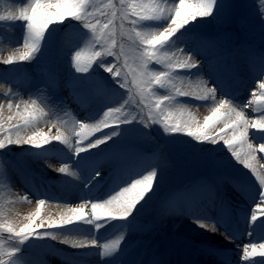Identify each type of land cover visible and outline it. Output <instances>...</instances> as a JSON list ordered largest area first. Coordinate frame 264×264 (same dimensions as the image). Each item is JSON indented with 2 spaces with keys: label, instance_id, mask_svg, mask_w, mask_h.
<instances>
[{
  "label": "rangeland",
  "instance_id": "obj_1",
  "mask_svg": "<svg viewBox=\"0 0 264 264\" xmlns=\"http://www.w3.org/2000/svg\"><path fill=\"white\" fill-rule=\"evenodd\" d=\"M166 1L168 0H158L161 4H164ZM169 1L171 6L173 3H178V0ZM25 2L26 0H0V13H6L11 10L18 14V9ZM94 2L99 5L100 10L109 11L104 7L108 4V0H94ZM112 3L117 8L120 7V0H112ZM100 10H96V16L101 22H105L106 17L100 15ZM50 11L55 12L56 10L52 9ZM183 11L184 14H187V9ZM167 23V18L144 21L138 25V29L143 31L159 30ZM111 27L115 28L117 34L115 51H119L120 46L123 45L127 54V64H125L124 56L116 60L114 57L104 55L94 62L89 71L81 73L77 72L73 66L72 58L75 52L80 50L99 51L101 50V46L96 44L92 33L85 29L81 22L75 19L68 18L62 23L51 25L41 42L40 50L34 57L53 63L52 66L50 64L46 65L50 72L56 71V76H49L46 81L42 79L40 86L44 90H39L32 96H28V98L21 95L18 96L17 94L15 97L11 95L10 88L13 85L12 83H14V78L6 77L8 76L6 67L9 64L3 63L5 59L11 56L14 61L13 63L23 64L25 68L31 64V60L34 57L30 61H18V55L23 51L22 45L27 35L26 24L19 20L15 22L0 21V103L4 104L2 110L4 128L9 129L12 123H19L18 120L13 122L7 121V117L9 115L14 116L16 112L15 107L9 111L7 107L9 100L14 106L20 104V111H23V101L30 102L32 99H35L37 106L44 110V114L40 116L37 127L27 130L28 134H31L33 131H43L50 138L59 133L72 139L75 135L72 129L78 124L77 122H83L77 119L76 115L87 113L91 115V119L86 123L90 125L95 124L103 118V112L111 108L110 105L105 104L106 100L109 101L108 103H111L120 98L122 103L113 107L123 105V111L126 115L121 119L130 122L121 123L118 127L109 129L102 128L101 131L103 132L91 133L89 135L91 139L111 135L113 132L118 134L112 135V138L107 140L106 143L101 144L99 147L91 148L86 152H94L97 149L106 148L117 156L128 149L144 146L151 149V151L152 149H156L154 158L157 157V161L164 163L168 168L167 176L163 177L164 181L155 180L151 191L146 194L142 201L143 206L149 200L153 201V204L154 201H162L163 206L161 209L156 210L153 207L141 210L143 207H140V211L133 212L134 214H131V216L142 215L143 219L130 218L129 222L124 223L126 231L133 235L135 239H140L139 245L148 244V240L152 237L156 236V239L162 237V241L165 244L169 240V242H172L170 245L178 244L182 248H185L190 260L195 264H218L219 260L214 255H216V246L218 247L222 243L224 235L222 225L203 217L205 219H199L206 224H214L218 231L211 232L207 228L199 227L193 228L192 232L184 235L177 229H170L167 224L161 222L162 219H167L169 222L172 219V214L167 212L170 200L180 194L181 184L187 185V181H191L189 183L192 184H198L199 182L212 183L213 188L216 186L218 191H221L223 195L225 194L226 200L233 199V202L238 201L244 205L252 203L254 206L256 203L254 199H245L247 193L244 192V189L242 190L244 182L240 183V179L241 181L256 182V184H258V181L249 169L244 168L243 165L232 157L223 140L218 139L217 144L200 142L186 133L166 131L162 123L152 122L149 119V112L155 113L157 110L155 108L149 109L148 100L142 97L140 90L133 83L132 73L138 71V61L135 59L136 52L133 51L136 46L127 39L126 35L127 30L132 25L129 21L125 20L123 21V28H121V21L117 19ZM68 31H72V33ZM207 35L210 39L213 36L214 38L220 37L227 44L229 43L227 45V48L229 47L228 52L232 51L233 47V54H235L236 59L255 62L254 53L258 49L254 45L255 43L257 45L261 44V42L262 44L264 43V6H262L261 0H217L216 11L212 16L198 18L196 21L190 22L163 46L161 51H166L169 54L175 53L174 59L176 60H183L191 53L196 60L200 61V64L190 71L186 69L171 73L173 83L177 88L190 91L195 95L202 94L204 88L214 86L213 84L204 87L201 85V82H207V77L202 67L201 61L203 59L198 56H201L200 53L209 52L210 49L215 50L214 45L209 44L206 46V42H208L206 39ZM178 49H183V52L178 51ZM101 65H114L120 68L122 73L117 79L119 83H125L124 77L126 74L127 87L121 88L112 75ZM229 65L230 60H226V68L224 69V66H221L220 75L223 78L227 77L229 69L232 68ZM149 69L151 71H164L165 67L163 64L158 65L152 62L149 64ZM261 75L264 78V73ZM198 79L201 82L197 81ZM226 82H230L229 79ZM259 82L260 80L257 83L255 82L256 84L254 83L237 101L222 96L218 92L217 87L214 86L217 90L215 101L211 97L208 100L202 101L189 96H174L173 105H175L174 107L181 105L191 116V121L203 125L205 118L211 115V109L215 106V102L226 98L235 105H244L252 98L253 92H257L258 95ZM64 88H68V92H64ZM154 91L157 95L162 96H172L175 93V89L171 87H157ZM100 94L104 95V97L99 96ZM65 97H71L73 100L71 106H67L66 103L69 111H75V113H71L73 114L72 117H70L71 115L69 117L66 116L65 111L62 110L60 102H62V99L65 100ZM152 99L154 103L155 98L153 97ZM245 109L247 118H256V113L250 114L248 113L250 110ZM172 110L173 108L170 107L167 111L172 114ZM132 116L136 118L133 119ZM160 119L163 118L161 117ZM169 122L172 123L174 120L169 117ZM209 127H212L211 121L209 122ZM220 127L222 125L217 126L215 132L210 134L215 135L219 133ZM49 129H53V133H49ZM75 130L79 131V126ZM231 132V128H226L224 129V133H220V135H225L226 133L227 138L231 136ZM253 133L256 141H251L254 144L264 143V130H253ZM21 134L23 135V131ZM4 135L3 132H0V139H3ZM11 135L15 137V131ZM73 143L74 148L71 154L74 159L78 155H74L76 142ZM54 150L55 145L53 140L39 148L23 144H10L0 149V213H2L0 221L21 225L27 222V217L37 211L36 208L28 212V205L20 209L14 208L10 202L12 200L5 197L7 191L10 192L6 187L9 180L6 174L7 170L10 171V163L11 166L17 168L21 173L23 172L25 175H28L27 177L36 179L34 176L38 174L26 171L25 168L31 167L32 170L34 169L44 176L42 172L45 167L49 169L55 168V161L49 155H46L47 153L54 155ZM257 159L259 160V157ZM260 164L264 165V161H260ZM257 174L264 175V168L258 165ZM237 184L240 185L237 186ZM202 186L204 187V184L200 188ZM240 186L242 187L239 188ZM214 208L216 209L214 214L215 220L222 221L224 216L226 220L228 219V216L224 215V211L228 214L229 206H220L219 202H216L214 203ZM39 209L40 216L37 218L38 220L47 221L48 219H54L53 214L47 212L45 208L39 207ZM250 215L251 213H249V218ZM259 221L264 222V217H260L256 222ZM48 231L56 235L57 238L52 239L51 236H44L43 238L32 237L23 243H19L15 239H9L6 232L0 233V241L3 242L5 249L10 247L19 249L10 264H34L36 261H41L43 264H59V258L57 259L52 253L57 248L55 245L61 243V233L53 228L48 229ZM158 242L161 243L160 240ZM22 250L23 252H21ZM5 259H7V256H5Z\"/></svg>",
  "mask_w": 264,
  "mask_h": 264
},
{
  "label": "snow or ice",
  "instance_id": "obj_2",
  "mask_svg": "<svg viewBox=\"0 0 264 264\" xmlns=\"http://www.w3.org/2000/svg\"><path fill=\"white\" fill-rule=\"evenodd\" d=\"M264 6V0H261ZM18 9V14L13 11L0 13V21H23L26 24L27 35L23 42V51L18 55V61H30L34 55L40 50L41 42L49 27L55 23H62L65 19L72 18L82 23L83 27L92 33L96 44L101 46V50H80L76 51L72 61L77 72L85 73L99 58L104 55L114 57L119 60L121 56L125 57L127 64V54L123 45L119 51H115L117 45V34L114 27V22L119 19L121 28L123 21L130 22L132 27L127 30V39L136 46L133 51L136 52L135 59L138 61V71H134L133 83L140 90L142 97L148 100L149 109L155 108V113L149 112V119L152 122L162 123L166 131L182 132L193 137L200 142H208L217 144L218 139L223 140L227 145L228 151L244 168L249 169L260 186L259 196L255 205L252 208L250 222H256L260 217H264V175L257 174V166L264 168L260 161H264V143H253L249 140V135L253 130H264V78L258 84L257 92L252 93V98L244 105H235L228 99H221L215 102V106L211 109V115L207 116L203 125L192 122H169L171 112L167 111L173 106L174 96H189L199 100H208L209 97L215 101L216 88H204L203 93L195 95L190 91L181 90L173 83L171 73L177 70H191L200 64V61L189 53L183 60L174 59L175 53L169 54L166 51H161L163 46L168 43L177 32L187 26L190 22L196 21L198 18H206L212 16L216 11L217 0H178V3H173L171 7L158 2V0H120V7L117 8L112 0H108V4L104 7L109 11L100 10L99 5L94 0H26ZM55 9V12L50 10ZM92 9V11H90ZM187 9V14L184 11ZM96 10H100V15L105 16V22H101L96 16ZM167 18L168 23L159 30L143 31L138 29L144 21L159 20ZM183 52V49H178ZM13 58L9 56L3 61L4 64H12ZM163 64L164 71H151L149 64ZM105 70L112 75L121 88L127 87V75L125 74V83H119L118 77L121 76L122 70L118 67L101 65ZM157 87H171L175 89L172 96L157 95L154 91ZM154 103H153V99ZM126 103V102H125ZM23 111H20V104L15 106L9 100L7 107L9 111L16 108L15 115L7 117L8 122L18 120L19 123H12L11 128H4L2 118V110L4 104L0 103V132H3L4 138L0 139V149L10 144L30 145L34 147H42L51 142V140L62 141L72 147L71 138L62 134H57L49 137L43 131H33L28 134L29 128H35L39 124V118L44 114V110L37 106V101L32 99L23 101ZM252 108L253 113H256V118L249 119L246 117L245 108ZM123 105L119 107H111L103 112V118L95 124L78 122L79 131H72L77 137L74 155L87 151L91 148L99 147L112 138V135L118 133L113 132L111 135H105L96 139H88L89 135L94 132H103L101 129H109L118 127L121 123L130 122L122 120L125 117ZM163 119H160V118ZM135 119V116H132ZM144 120L143 118H141ZM212 122V127H209V122ZM220 127V132L212 135L217 126ZM147 126V125H146ZM231 128V136L227 137L224 129ZM251 130V132H250ZM15 131V137L11 133ZM23 131V135L21 132ZM87 141L85 144L84 141ZM259 155V160L257 155ZM255 162V163H254ZM65 167L59 168V172L64 173ZM75 175V173H73ZM99 175V173H97ZM156 180V170L152 169L146 174L134 178L126 186L118 192L110 196L105 201H87L81 203L79 207H69L67 212L59 217V220L48 219L38 220L40 209L27 217V222L21 225H14L10 222L0 221V233L6 232L9 239H15L19 243L27 241L29 238L51 236L56 239V235L48 231L51 228H59L75 222H84L95 224L97 228L101 227V220L109 221L115 219H126L135 210L137 204L144 199L149 193ZM45 200L40 199L39 205H44ZM91 215H85V209L89 206ZM2 215V213H0ZM201 228H207L211 232H216L218 229L214 224H206L203 221H196ZM47 225V227H46ZM43 230V231H41ZM226 239L232 240L231 237L225 236ZM123 237L109 243L99 245L102 249L101 257L107 256L115 252ZM62 243H70L69 239H64ZM73 243V247H84L85 243ZM90 246H97L98 242L91 239L87 242ZM241 250L240 259L242 262L250 261L255 258V250L261 249L259 257H264V242H249L243 245H238ZM19 251L18 248L5 249L3 242L0 241V264H10L12 258ZM7 256V259H5Z\"/></svg>",
  "mask_w": 264,
  "mask_h": 264
},
{
  "label": "bare ground",
  "instance_id": "obj_3",
  "mask_svg": "<svg viewBox=\"0 0 264 264\" xmlns=\"http://www.w3.org/2000/svg\"><path fill=\"white\" fill-rule=\"evenodd\" d=\"M163 5L166 7H171L169 0ZM198 57L202 58V56ZM201 62L203 70L211 75H209L211 77L210 83L217 86L219 90L218 92L226 98H231L232 100L237 101L240 97L239 95H241L242 92L238 93L239 95L237 94L231 97L225 92L222 86H219V82L211 74L210 68L206 64L207 62L205 61V63L203 60ZM25 70L26 72L31 73L30 70ZM262 70L264 71V66H262ZM14 74L18 80L21 78V76L17 73ZM197 81L201 82L200 79ZM201 85L204 87L208 86L209 84L205 85L203 82H201ZM64 92H68V88H64ZM16 94L18 96H24L23 90H18V92L11 93L13 97H15ZM33 94L27 95V97L32 96ZM108 102L109 101L106 100L105 104L110 105L111 107L122 103L120 98H117L111 103ZM174 106L175 105L171 106L173 110L170 116L174 122H192L191 116L186 112V110L183 109L181 105L176 107ZM82 115L83 116L80 117L79 120H82L83 123L90 121L91 115ZM75 128H78V124L75 126ZM52 130L53 129H49V133H51ZM255 138L256 137L252 131L249 135V140H254L253 142H255ZM53 141L55 145V156L51 153H47L46 155H49L55 161V168L49 169L45 167L44 171L42 172L44 176L41 175V183L43 184V188L46 190V192L44 191V193H38V191H35V181L23 175V173H21L15 167H12L10 164V171L7 170L6 174L8 175L7 177L9 179L7 181L6 187L8 190H10V192L7 191L5 197H8L12 200L10 201L12 207L20 209L21 207L28 205V212L39 207L45 208L47 212L53 214L54 219L59 220V217L66 213L69 207H79L81 203L87 201H105L110 196L118 192L121 188L130 183L131 180L146 174L152 169L156 170L157 181H164L163 177L167 176V166L164 163L157 161L155 158H150L149 156H151V153L140 156L139 153L141 151L139 150L141 148L138 147L117 156L116 154H113L112 156H105L100 159L96 158L91 161H85L78 164L74 162L73 158L70 159L69 157L74 148L73 142L77 143V137L75 135L71 139L72 147H69L68 144L63 143L62 141ZM259 155L260 154L258 153L257 158ZM61 167L66 168L64 173L59 172V168ZM130 172H132L131 176ZM73 173H75V175H73ZM97 173H99V175H97ZM237 186H239V184H237ZM183 189L184 190L182 191L181 195L183 193L189 192L193 195V197L182 199L180 196H176L174 199H171L167 212L172 214V219L170 222L167 221V219H162L161 222L163 224H167L170 229H177L184 235H187L192 232L193 228L200 227L196 222L197 220H200V216L197 212L193 211L194 204L202 202L203 204L211 205L214 201L213 192L215 189L203 186L200 188L197 186V184L192 183H188ZM255 189L256 190L253 193L254 202H256L259 196V184L255 183ZM64 192L66 195L75 194V197L71 198L70 200H68L66 197H61ZM216 196L217 198L221 197L218 194H216ZM40 199L45 200L44 205H39ZM142 201L137 204L138 206L141 203L139 207L136 206L133 212L137 210L140 211V207H143L141 210L151 207L156 210L161 209L163 206L162 201H154L153 204V201L149 200L145 206H143ZM231 201H233V199ZM235 204L237 216L239 217L238 224L246 222L248 229L251 232L250 235H247L245 238L242 236V231H240V234H236L231 228L222 225L224 235L222 243L218 245L220 247V254L217 256L220 260L219 264H234L232 262L233 259L236 257H239L240 259L241 250L238 245H243L249 242H261V237H259V234L256 232V229L259 226L258 223H252L249 219V213H251L253 208L252 203H249L245 206L241 204V202L236 201ZM85 215H91L90 204L85 209ZM135 217L137 219H143L142 215H130L126 219H115L109 221L101 220L100 223L102 226L99 228H97L95 224H88L84 222H75L73 224L65 225L59 228L54 227L53 229L58 230L61 233V241L64 239H69L71 242H61L60 244L57 243L55 245L57 248L55 251L53 250L52 254L56 256L57 259L59 258V264H148V262L153 264L152 259L154 258V255L152 256V259L149 258V255L153 253V249H155L153 243L149 242L147 245H139L135 242L133 235L128 233L125 229L124 223L129 222L130 218ZM226 235L231 237L232 240L230 241L229 239H226ZM121 236L123 239L118 249L102 258L100 255L102 249L99 247V245L103 243L110 244L112 241ZM91 239H95L98 242L97 246L93 247L87 244V242ZM72 242L85 243L86 246L73 247ZM160 250V248H156L154 254L159 253ZM260 251L261 249L257 248L255 250V258L251 259L250 261L242 262L240 259L241 264H264V262H261V260L264 261V257H259ZM21 252H23V250ZM173 258L175 257L173 256ZM34 264L43 263L41 261H36ZM183 264L189 263L184 261Z\"/></svg>",
  "mask_w": 264,
  "mask_h": 264
}]
</instances>
